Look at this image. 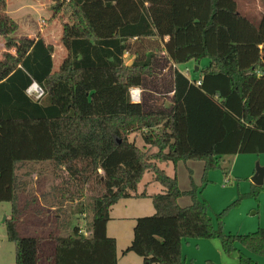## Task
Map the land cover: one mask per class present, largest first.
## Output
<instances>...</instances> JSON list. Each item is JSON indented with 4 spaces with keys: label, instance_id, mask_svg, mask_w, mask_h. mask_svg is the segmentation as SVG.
<instances>
[{
    "label": "trees",
    "instance_id": "trees-1",
    "mask_svg": "<svg viewBox=\"0 0 264 264\" xmlns=\"http://www.w3.org/2000/svg\"><path fill=\"white\" fill-rule=\"evenodd\" d=\"M52 1L54 14H62L61 42L68 50L56 71L54 46L40 36L14 37L18 24L0 0L6 46L0 58V202L12 204L5 223L16 264H43L44 238L24 236L20 227L39 200L33 174L46 164L65 175L40 198L54 210L52 234L58 233L45 264H118L117 241L107 233L111 210L122 199L149 196L139 192L148 172L162 192L150 196L155 213L136 218L124 254L144 264H184L182 241L192 238L216 240L226 255L239 243L264 256V228L240 235L224 230V218L247 194L216 214L215 227L198 186L192 182L182 191L177 173L159 166L202 161L205 185L210 170L229 179V158L264 153V13L251 20L236 0ZM166 37L173 64L204 58L209 64L193 80L173 68L170 105L148 110L131 100L130 88L158 76L161 55L141 41ZM133 42H139L135 49ZM34 83L44 91L39 99L27 92ZM82 178L86 186L78 184ZM263 189L253 184L248 195L258 197ZM23 195L28 198L21 205ZM184 195L191 203L181 206ZM77 212L86 216L83 229L73 225ZM237 264L258 263L239 252Z\"/></svg>",
    "mask_w": 264,
    "mask_h": 264
},
{
    "label": "rangeland",
    "instance_id": "rangeland-1",
    "mask_svg": "<svg viewBox=\"0 0 264 264\" xmlns=\"http://www.w3.org/2000/svg\"><path fill=\"white\" fill-rule=\"evenodd\" d=\"M238 4V10L244 14H246L249 19L254 21H259L264 13V0H236ZM53 4L52 0H8L7 3V12L11 15L12 18L17 22L18 29L14 33V37L21 39L25 37L36 38L39 36H43L46 40H48L54 46L53 52V71L59 69L63 60L66 58L68 54V50L61 42V36L63 31V20L62 14L55 15L54 11L51 9ZM139 42H133V48L137 46ZM143 44V48L150 51H155L158 55H161V63L157 66L158 76L155 78H150L146 80L144 85L145 92L143 93L142 101L144 102L146 108L148 110L154 108H165L170 105V95L173 88L172 82V73L173 66H168L171 60L168 59L167 51H166V43L163 40L156 38H147L141 41ZM143 49V50H144ZM4 51H6L5 40L4 37L0 36V58H2ZM14 52V50L12 51ZM130 53V52H129ZM131 54V53H130ZM128 56L126 62L132 57ZM169 60V62H168ZM209 62V59L204 58L201 60L200 65L203 64L205 66L206 63ZM132 63L131 61L129 62ZM196 61L192 60L187 63L179 64V70L183 73L193 75L195 73V66L197 64ZM202 66V65H201ZM189 72V73H188ZM172 98V97H171ZM137 144L139 146H143V141L141 139V135L137 134ZM260 155V154H256ZM231 161L234 159L233 157L229 158ZM257 161H255L254 166L256 168ZM170 165H173L170 164ZM160 167H165V163H159ZM173 167V166H172ZM232 167V165H231ZM41 169V174L36 172L33 174L34 178V190L35 194L38 196V202L36 205L31 207L24 216L22 217L21 223V233L24 236H35L44 238L41 242V248L39 249V254L41 257V261L43 264L49 263L50 254L55 246V235L58 233L52 234L51 224L53 222V215L55 214L54 210L51 208H45L41 201V195L47 191L52 190L55 186H57L61 180V175H65V170L60 168L56 171L53 164L40 165L37 168V171ZM210 170V171H215ZM220 170V169H217ZM168 174L173 176L175 173L178 175L179 186L181 190L191 188L192 182L198 186V189L202 188L203 184V174H204V163L199 160H188V161H180L178 163V169L176 172L171 169H167ZM207 173V177H209V173ZM222 173V179L225 183H220L213 178L209 185V191H215L217 194H222L221 196L224 198V202H229L223 208H227L232 202L237 199L240 194H244L247 196L244 197L241 204L247 201H254L256 205H260V195L264 193V189L259 194L258 197L248 195L252 191V180H244L241 181V189H244V182L250 181V190L247 193H239L237 197H233L234 199L230 202L231 194L237 192L240 189V183H235L234 177L229 175V179H226L225 173L220 170ZM214 180V181H212ZM78 184L80 186H86V181L82 178L79 180ZM150 184V185H149ZM255 184V183H254ZM263 186V185H261ZM161 184L158 182L152 181V174L146 173L139 185V192H144L145 189L150 195H154L161 191ZM222 188L230 189L222 192ZM234 188V189H233ZM264 188V186H263ZM204 192V190H203ZM199 196H202V192L199 193ZM186 198H181V206H185L191 203V198L189 196H185ZM28 198L27 195H23L21 199V205L24 204L25 200ZM185 199V201H184ZM204 199V198H202ZM264 201V200H263ZM240 204V206H241ZM239 206V207H240ZM218 207V205H217ZM238 207V208H239ZM220 210V208H217ZM224 210V209H223ZM222 210V211H223ZM12 211V204L10 202H0V264H16V244L9 240L6 220L10 218ZM220 211V212H222ZM211 214L216 217L214 213V209L211 206ZM253 212V210H252ZM155 213V208L152 203L151 197L149 198H128L122 199L113 207L112 219L109 221L108 225V236L117 235L120 238V246L124 247L126 244L132 241L133 239V229L136 223L137 216H148ZM89 216V215H88ZM87 216V219H88ZM73 225L81 224L82 228L85 227L86 216L84 214L77 212L73 215ZM227 217V215H226ZM225 217V218H226ZM259 214L252 215L250 214V218H257ZM138 218V217H137ZM224 218V219H225ZM6 219V220H5ZM224 222V220H223ZM263 228V227H262ZM257 230V229H256ZM255 230V231H256ZM253 231V232H255ZM230 234V233H227ZM248 234V233H247ZM238 235V234H234ZM137 259L140 260L138 256ZM132 256V257H133ZM263 257V256H261Z\"/></svg>",
    "mask_w": 264,
    "mask_h": 264
},
{
    "label": "crops",
    "instance_id": "crops-1",
    "mask_svg": "<svg viewBox=\"0 0 264 264\" xmlns=\"http://www.w3.org/2000/svg\"><path fill=\"white\" fill-rule=\"evenodd\" d=\"M6 2L8 3V0H6ZM239 13L248 17L246 14H244L240 11H239ZM40 37H42L47 43H50L42 35ZM37 38L38 37H36V39ZM169 40H170V38L166 37L163 41H165V43H166ZM128 56H131V54L129 52H127L125 54V59H127ZM133 58H134V56H132L127 61L128 64L130 61L132 62ZM208 64H209V62L206 63L205 66L203 64H201L202 65L201 66L200 63L197 64L195 66V68L198 67V71L195 70V72H198L197 75H194V74L190 75V74H186V73H185V75L190 80H193L194 76L199 77L201 75V70L205 69ZM170 65L173 66L174 68L179 69L178 65L173 64L172 61H170V63L168 64V66H170ZM140 88L142 89L143 92H145L146 89L144 86H142ZM170 95L173 96V90H172ZM172 96H170V99H172L171 98ZM142 98H143V93H142ZM143 102H146V101L143 100ZM233 158L234 159L232 160L231 175H232V177H234L235 183H240V189H238L237 192H234L231 194V198H230V200H228L230 202L235 197H237V195L239 193H247L250 190V186H251L250 181L244 182V189L243 190L241 189V183H242L241 181L250 180V177H252L255 174V172H256V168L254 166L255 161H257V164L259 163L260 166H264V153L260 154V155L238 154V155L234 156ZM170 164H172V163H165V167H161L167 172V174H168L167 169H169L170 166L174 172H176L178 169V165L175 166L174 164L173 165H170ZM209 177L215 179L216 181L220 182L221 184L225 183L224 180L222 179V173L220 172V170L210 171ZM210 178H208V179L211 182ZM212 181H214V180H212ZM252 183L254 184V182H252ZM262 185L264 186V182ZM209 189L210 188H209L208 184H205V185L202 184V188L199 189V193L202 192V196H200V198L206 199L208 201V203L210 204V207L212 206V208L214 209V213L215 212L218 213V212L222 211L223 209H225L223 207H225L227 205V203H229V202L225 203L223 201L224 198L221 196L222 194L218 195L217 192L209 191ZM187 190L188 189H185L182 191H187ZM203 190H204V192H203ZM221 190H222V192H224V191H227L230 189L222 188ZM159 192H162V188H161V191H159ZM148 195H149L148 197H144V198H149L150 196H152L149 193H148ZM185 196L186 195L180 197V199L186 198ZM136 199H140V198H136ZM263 200H264V193H261L259 206L256 205V203H254V201L252 200V201L243 202L239 208L233 209L227 215V217L224 219L223 226H224L225 232L230 233V234L240 235V234H247V233L253 232L256 229H258L259 227L264 228V201ZM184 201H185V199H184ZM180 203H181V201L179 202V204ZM217 205H218V207H217ZM113 207L111 210V219H112ZM217 208H220V210H218ZM252 210H253V212H252ZM210 214H211V212H210ZM250 214H252V215L259 214V217H258V219L257 218H250ZM211 216L213 218L214 226L217 227L218 222H217L216 217L213 214H211ZM137 217H139V216H137ZM72 218L74 220L73 216H72ZM108 225H109V222H108ZM108 225H107V233H108ZM77 226L82 228L81 224H79ZM110 237H114L117 241L118 264H144L142 257H140V256H138L132 252H129L126 254L123 253V250L131 242L126 244V246L122 247V246H120V238L117 235H112ZM236 248H237L236 252H234L230 255H226L223 252L220 243L216 240L192 239V238L190 239L189 238V239H183V241H182V252H183V257H184V264H209V262H213L215 264H237L239 252H242L245 255L251 257L258 264H264V256L261 257L260 255H257L255 253L249 251L248 249H246L244 246H242L239 243L236 244ZM132 254H134L135 256H138L141 261H139V259H137V257H134Z\"/></svg>",
    "mask_w": 264,
    "mask_h": 264
},
{
    "label": "built area",
    "instance_id": "built-area-1",
    "mask_svg": "<svg viewBox=\"0 0 264 264\" xmlns=\"http://www.w3.org/2000/svg\"><path fill=\"white\" fill-rule=\"evenodd\" d=\"M125 57V56H124ZM200 84V82H198ZM28 94L35 99H39L44 91L43 89L37 84H32L29 89L27 90ZM142 89L140 87H132L130 88V97L133 102H141L142 101Z\"/></svg>",
    "mask_w": 264,
    "mask_h": 264
},
{
    "label": "water",
    "instance_id": "water-1",
    "mask_svg": "<svg viewBox=\"0 0 264 264\" xmlns=\"http://www.w3.org/2000/svg\"><path fill=\"white\" fill-rule=\"evenodd\" d=\"M195 70L198 71V67H196ZM251 180L256 185H262L263 184V182H264V166H260L259 163L256 165V172L252 176Z\"/></svg>",
    "mask_w": 264,
    "mask_h": 264
}]
</instances>
